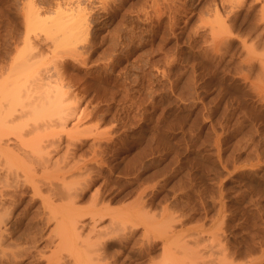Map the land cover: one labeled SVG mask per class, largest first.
<instances>
[{"label":"rangeland","instance_id":"1","mask_svg":"<svg viewBox=\"0 0 264 264\" xmlns=\"http://www.w3.org/2000/svg\"><path fill=\"white\" fill-rule=\"evenodd\" d=\"M53 1L62 5L69 3L74 8L77 4V0H0V94L5 98L12 90L13 101L20 93L11 89V83L19 88L22 96L24 94L22 99L29 93L38 94H35L36 88L41 93L42 89L49 92L50 86L55 88L62 83L67 97L65 104L77 109L74 117L69 116L66 131H59L58 126L54 127L55 131L50 125L49 130L58 135L49 136V152H54L53 158L63 155L68 162H72L71 157L75 158L72 160L79 157L78 161H85L89 169L83 173L87 177H82L91 178L87 183L85 178L79 177L82 181L75 193L78 198L75 196L76 201H73L72 196L68 201L79 206L75 209L87 218V212L92 211L88 210L90 203H94L91 208L102 203L105 207L98 208L109 207L107 210L115 211L113 215L117 212L129 219H133L129 215L137 216L143 207L140 212H145L147 230L128 223L133 229L127 224L129 228L126 226L123 234L114 235L117 237H112L114 240L108 239L110 242L106 241L104 247L100 242V248L104 249L99 253H107L101 254L105 255L102 259L109 264H159L162 257L171 261L174 257V264H264V67L259 62L264 57V15L263 10L259 12L264 9V0H105L104 5L99 0H90L89 4L79 0L85 2L82 7L87 10L89 30L80 35L81 39L71 36L69 39L77 37L75 39L81 41L74 40L76 44H72L71 39L73 46L65 44V49L61 43L62 46L56 43L62 39H58L59 36L53 37L56 39L53 47V38L49 40L48 33L26 30L28 10L41 19H49V3L55 4ZM26 33L30 34L28 39ZM24 43L28 51L33 49L32 54L37 51L32 59L31 52L26 54L31 59L30 64L34 60L32 66L37 64L30 73L31 65L27 63L31 76L21 61L27 58L23 56ZM249 46L252 51L255 49L254 54L263 56L250 54ZM19 51L23 52L21 60ZM247 56L255 58L250 60ZM54 69L57 74L61 72L60 75L51 71ZM34 84L45 86L39 88ZM20 115L7 125L13 133L20 132L23 126V123L17 124ZM25 117L20 120L26 121ZM26 128L29 130L30 126H25L20 133L27 132ZM67 129L72 132L68 133ZM4 130L0 134L9 139L10 147L20 145V148L25 142L33 145L28 132L24 140L20 134L17 136L7 130L10 136H4ZM73 138L78 143L73 140L71 144ZM1 157L0 163L5 164V160L2 161L5 157ZM29 165L27 163L26 167ZM22 166L16 170L20 176L23 173L22 179L12 169L15 166L10 167L12 177L16 176L21 182L29 174H25L24 167L21 171ZM38 168L33 167V170L39 171ZM36 171L33 173L40 177L37 175L40 171ZM62 171H55L56 174L51 170L56 176L49 174L60 179ZM26 188L21 189L22 197L17 195L19 189H16L18 193L15 189L5 190L14 196L12 203L9 202L11 196L5 202L7 215L11 212L7 233L12 236L8 235L7 242L12 240L19 245L16 249L20 247L21 251L24 247L25 252L17 256V262L0 259V264H46L45 259L57 241L54 223L45 219L47 213L44 211V214L41 206L42 197L41 200L38 196L31 197V190ZM45 193L42 189V194ZM15 194L18 202L22 199L20 203L15 201ZM49 197L55 203L61 201L54 194L53 198ZM93 198H97V202ZM85 207L89 208L85 210ZM86 217L83 220H87ZM107 222L108 217L100 225L106 226ZM161 235H166L168 242ZM162 244L168 248L171 259L163 256L162 250L166 249L167 255L168 251ZM67 250L60 253L66 255ZM73 254L70 256L74 258ZM65 255L57 264L71 262L73 258H69V253Z\"/></svg>","mask_w":264,"mask_h":264},{"label":"bare ground","instance_id":"2","mask_svg":"<svg viewBox=\"0 0 264 264\" xmlns=\"http://www.w3.org/2000/svg\"><path fill=\"white\" fill-rule=\"evenodd\" d=\"M60 1H62V0H60ZM67 1V0H66ZM65 1V2H66ZM82 1V0H81ZM79 2V0H77L76 1V5H75V8L73 7V5L72 6H69V3L67 4V3H64V5H62V4H60L58 1L55 3L54 1H53V3H55V4H50L49 3V19H47V18H42L41 19V17L37 14H35V13H33L31 10H28V12H27V16H26V23H27V32H32L33 31V33H34V30H36V31H44L45 32V34H49V40H51L53 37H57V36H61L60 38L58 37V39H63V40H65V41H67L66 43H65V41H64V43H63V40L61 39V41L60 40H58L56 43H58V44H62L63 45V47L62 48H64V46H65V44L66 45H68V43H70L71 44V39H73V38H71V39H69L71 36H74V35H77L78 37L80 36V35H83V34H86L87 32H88V28H89V23H88V18H87V16H86V14H87V10L85 9L86 7L83 5V7H82V3H84L85 4V2H88L87 4H89L90 3V0H83V1H85V2ZM97 1V0H96ZM103 5L105 4V0H99ZM113 1V0H112ZM124 0H122V2H123ZM156 1V0H155ZM152 2V1H151ZM150 2V3H151ZM157 2H160L159 0H157ZM29 3V2H28ZM27 3V5H29ZM32 3V2H31ZM30 3V4H31ZM62 3V2H61ZM154 4L156 3V2H153ZM240 3V2H239ZM65 4H66V6H65ZM86 4V5H87ZM95 4V6H96V3H94ZM123 4V3H122ZM235 5H236V3H234ZM238 4V3H237ZM242 4V3H241ZM240 4V5H241ZM262 4H263V2H262ZM71 5V4H70ZM98 5V4H97ZM159 5V4H158ZM63 6H65V7H67V6H69V7H67V8H65V7H63ZM237 6V5H236ZM243 6V5H242ZM29 7V6H28ZM73 7V8H72ZM97 7V6H96ZM152 6H150V8H151ZM155 7V6H154ZM156 7H157V4H156ZM240 7V6H239ZM262 7V6H261ZM88 8H89V6H88ZM95 8V7H94ZM98 8V7H97ZM233 8V7H232ZM235 8V7H234ZM263 8H264V6H263ZM86 10V11H85ZM99 10V9H98ZM97 10V11H98ZM155 10V9H154ZM262 10H263V15H264V9H260L259 10V12H262ZM111 11V10H110ZM86 12V13H85ZM89 13V12H88ZM115 13V12H114ZM113 13V14H114ZM145 13H148V12H145ZM175 13V12H174ZM110 14V13H109ZM91 15V14H90ZM149 16V15H148ZM175 16H176V14H175ZM92 18V17H91ZM172 18V17H171ZM213 28V27H212ZM35 31V32H36ZM30 32V33H31ZM213 33V32H212ZM212 33H211V35H212ZM216 33V32H215ZM47 34V35H48ZM217 34V33H216ZM30 35V34H29ZM29 35H27V33H26V36H27V39H28V36ZM26 36H25V38H26ZM87 36V35H86ZM214 36V35H213ZM212 36V37H213ZM215 36H218V35H215ZM84 37V36H83ZM222 37V36H221ZM254 37H255V35H254ZM55 38H53L52 39V41H51V46H53V40H56ZM68 38V39H67ZM75 38H77V37H75ZM73 39V42H72V44L73 43H75L76 41H79V40H77V39ZM218 38V37H217ZM216 38V39H217ZM220 38V37H219ZM224 38V37H223ZM256 38V37H255ZM254 38V39H255ZM26 39V40H27ZM31 39V38H30ZM79 39H81V36H80V38ZM214 39V38H213ZM221 39V38H220ZM225 39V38H224ZM253 39V38H252ZM259 39V38H258ZM74 40H76L75 42H74ZM83 40V39H82ZM219 40V39H218ZM25 41V40H24ZM31 41V40H30ZM81 41V40H80ZM80 41H79V43H80ZM212 41V40H211ZM257 41V40H256ZM26 42V41H25ZM84 42H85V37H84ZM218 42V41H217ZM242 42V41H241ZM254 42V41H253ZM30 43V42H29ZM215 43V42H214ZM258 43V42H257ZM256 43V44H257ZM60 44V46H62ZM71 44V46H73ZM76 44V43H75ZM255 44V43H254ZM31 45V44H30ZM35 46H37L36 44H34ZM49 45H50V43H49ZM78 45V44H77ZM27 45L24 43V46H22L23 47V52L24 51H26V53L24 52H22L23 54H25V55H23V54H20L21 52L19 51V60H21V57L23 58V56H27V55H29V53H30V58L32 59V57L31 56H33V55H36L35 53L37 52H35L34 51V54H32V51L31 50H33V49H31V50H29L28 51V46L26 47ZM58 46V45H57ZM244 47H245V45H243ZM254 46V45H253ZM263 46V45H262ZM24 47H25V49H24ZM32 47H33V45H32ZM53 47H55V45L53 46ZM53 47H51L50 48V46H49V48L51 49V50H53L52 48ZM68 47V46H67ZM243 47V48H244ZM250 48H249V51H251L250 52V54H252V52L253 51H255V49L252 51V48H251V46H249ZM26 48H27V50H26ZM35 48V50H36V47H34ZM58 48H59V46H58ZM75 47H73V52H75L76 50L74 49ZM248 48V47H247ZM255 48V47H254ZM30 49V48H29ZM55 49V48H54ZM56 49H57V47H56ZM65 49V48H64ZM64 49H63V51H64ZM67 49V48H66ZM245 49H246V47H245ZM21 50V49H20ZM62 51V52H63ZM244 51V50H243ZM247 51V50H246ZM49 52H50V50H49ZM58 52H60L61 53V51H58ZM248 52V51H247ZM247 52H246V54H247ZM264 52V51H263ZM263 52H261V53H263ZM39 54H40V52H38ZM59 53V54H60ZM71 53V52H70ZM260 53V52H259ZM27 54V55H26ZM54 54H56V52L54 51ZM74 53H72V55H73ZM253 54H254V52H253ZM23 55V56H22ZM51 56H52V53L50 54ZM75 55V54H74ZM76 55H78V54H76ZM247 55H249V53L247 54ZM254 55H258V53L256 54H254ZM37 56V55H36ZM63 56V55H62ZM259 57L258 58H260V57H262V56H260V55H258ZM34 57V56H33ZM75 57H77V56H75ZM248 58L247 59H250L251 57L250 56H247ZM29 58V56H27V58H23L21 61L23 62V67L25 66V71H26V73H28L30 76H31V74L30 73H33L35 70V68H36V66L35 65H37V64H35V65H33L32 66V62L34 61H32L31 62V64L29 63V61L31 60ZM52 58V57H51ZM51 58H49V59H51ZM60 58V57H59ZM63 58H64V56H63ZM78 58V57H77ZM255 58V57H254ZM254 58H251L250 60H252V59H254ZM72 59H75V58H72ZM244 59V58H243ZM246 59V58H245ZM52 60H53V58L51 59V60H49V61H51L52 62ZM242 60V59H241ZM248 61V60H247ZM246 61V63H248ZM37 62V61H36ZM251 62V61H250ZM259 62H260V65H263V67H264V57L263 58H261V60L259 59ZM13 63H15V62H13ZM13 63H12V66H13ZM27 63H29V64H27ZM55 63V62H54ZM64 63V62H63ZM242 63H243V61H242ZM244 63H245V60H244ZM243 63V64H244ZM27 64V65H26ZM250 64V63H249ZM15 65V68L13 69L12 68V66H11V69H13L14 71L13 72H15V71H17V66H16V64H14ZM60 65H61V63H60ZM246 65H248V64H246ZM28 66H30V67H28ZM50 66V65H49ZM54 65H52V67H53ZM57 66V65H56ZM251 65H249V67H250ZM33 67H35V68H33ZM38 67V66H37ZM61 67V66H60ZM63 67V66H62ZM29 68H30V70H29ZM33 68V69H32ZM39 68H41V67H39ZM42 69V68H41ZM40 69V70H41ZM48 69V68H47ZM50 69V68H49ZM48 69V70H49ZM53 69V68H52ZM262 69V68H261ZM28 70V71H27ZM33 70V71H32ZM37 70V69H36ZM47 70V71H48ZM263 70H264V68H263ZM11 71V70H10ZM29 71H30V73H29ZM46 71V72H47ZM51 71H53V72H55L56 70L54 69V70H51ZM61 71V70H60ZM59 71V72H60ZM12 71H11V73H13ZM40 72V71H39ZM50 72V71H49ZM65 72V71H64ZM16 74H14V76H16L17 75V72H15ZM42 73V72H41ZM56 73V75H60V73H58L57 74V72H55ZM28 74H25V75H27L28 76ZM34 74H36V73H34ZM34 74H32V76L33 77H36V76H34ZM40 74V73H39ZM43 74V73H42ZM41 74V75H42ZM45 74V73H44ZM49 74V73H48ZM51 74V73H50ZM13 76V75H12ZM13 76V77H14ZM45 76V75H44ZM52 76H53V74H52ZM63 76V75H62ZM61 76V77H62ZM8 77H10L11 78V76H8ZM13 77H12V79H13ZM54 77H55V75H54ZM2 78V77H1ZM57 78V77H56ZM65 78V77H64ZM3 80H5V77H3L2 78ZM1 79V80H2ZM38 79V78H37ZM40 79H42L41 77H40ZM58 80H59V78H57ZM62 79V78H61ZM2 80V81H3ZM10 80V79H9ZM14 80V79H13ZM34 80H35V78H34ZM45 80V79H44ZM48 80H50V78L48 79ZM47 80V81H48ZM65 80H67V79H65ZM61 81V80H60ZM68 81V80H67ZM66 81V82H67ZM11 82V81H10ZM13 82V81H12ZM32 82V81H31ZM40 82V81H39ZM41 82H42V80H41ZM45 82V81H44ZM43 82V83H44ZM54 82H55V79H54ZM57 82V81H56ZM62 82V81H61ZM3 83V82H2ZM37 83H38V81H37ZM46 83H48V82H46ZM45 83V84H46ZM39 84V83H38ZM56 84V83H55ZM59 84V83H58ZM62 84V83H61ZM61 84H59V86H57V87H53V86H50L49 87V92H47V90L45 91V89H42V93H41V91L38 89V88H36L38 91H35V94H36V92L38 93V94H36V95H34V94H32V93H29V94H26V96L24 97V99H22L23 98V96H24V94H23V96H22V94H21V92L19 91V88L17 87V86H15V87H13V84L11 83L10 84V86H11V89H13V88H15L14 90L17 92V90H18V94L20 93L21 94V96H20V94L18 95V97L17 98H13V101L11 100L12 98V90L11 91H9V94H8V96H6L5 98H4V96L2 95V94H0V97L1 96H3L2 98H0V101H1V99H2V103H0L1 105H0V111H1V120H0V125L3 127V128H1L0 129V133L2 134L3 133V129H5L4 130V136H7V134H8V136H10V132L12 133V134H14L13 132H12V130L11 129H9L10 127H7V125L9 126V125H11L14 121H16V115L18 116L19 114H21L19 117H17V120L19 121V122H17V124L20 126L21 125V123H23V126L21 125L20 126V130L21 131H23V128L25 127V126H30V129L28 130V128H26L27 129V132H28V134L30 135L29 137V139L31 140L30 142H33V145H30L28 142H25V144H21V147L23 146V147H25V148H19V146H17L18 148H13L12 146V148L9 146V144L7 143V141H9V139L7 140L6 138H2V136H1V134H0V151L2 152H0V154H1V159L3 158V157H5L4 159H2V161L3 160H5V164H3V162L2 163H0V259H5L6 261L7 260H10V261H14V260H16V262H17V260H18V258H17V256H21L22 254H23V248L24 247H22V250L21 251H19L20 249V247L19 248H17L16 249V247H18V246H16L15 244H14V242H12V240H8L9 242H7V238L10 236V234H8L7 233V229H8V227H9V225H7V220H9V218L8 217H10V214H11V212H10V214H9V216L7 215L8 214V212L9 211H7V206L5 207V202H6V199H9L8 198V196L10 197V200H9V202H11L13 199H14V196H12V194H9L10 192L8 191V192H6L5 190H7V189H15V191H16V189H19L20 191H19V194H17L18 193V191H16V192H13V194L14 193H16L17 195H18V197H20L21 196V189H25V186H27V188H29L31 191V193L29 192V195L30 194H32L33 196H31V197H33V198H35L36 196H38L37 198L38 199H40V196L42 197L40 200H41V202H42V204H41V206H42V208H44V210H43V212L44 211H46V213H47V217H45V219H46V221L47 222H52V223H54L53 225L54 226H52V227H54L53 229H55L54 231H57L56 233L54 232V237L57 239V241H55V243L53 244V246H52V248H51V250L52 251H48L50 254H48V257H46V264H54V263H59V262H62L60 259H62V255H65V254H61L60 252H64L66 249H69V250H67L68 252H65V253H69V256L71 255V253L73 254V252H74V258H73V256H70L69 258L71 259V258H73L72 260H70L69 262L71 263V264H109V262L107 263V262H105L103 259H102V257L104 258V256L103 255H101V254H107V253H102L101 252V254L99 253V251H100V249L102 248H100V244L101 243H103L102 245H103V247H104V245L106 244V243H108V242H110V238H112V237H114V235H117V234H123V230L125 231L126 229L125 228H129V226H130V228H132L133 226H142L143 228H144V231H145V229L147 228V225H146V223L144 222L145 220H144V214H145V212H140V211H143V207H142V210H139V212L137 213L138 215L136 216L135 214H133V216L131 215H129V217L130 218H133V219H129L128 218V216L126 217V218H123L122 216H120L119 214L120 213H117L116 212V214H114L113 215V213H115V211H111V210H113V209H108L107 210V208H109V207H106V208H98V207H100V206H103V207H105V205L104 204H102V203H100V205L99 206H97V204H95L94 205V207L93 208H95V209H93V208H91L92 206H93V204L94 203H90V208L89 207H85L86 209L85 210H87V208H89L88 210H90V209H92V211L90 212H87V213H89V217L87 218L85 215L86 214H84V213H86V212H83V214H84V216L87 218V220H83V218H85V217H83V215L81 214V211H78V210H76L75 208H78V207H75L74 205H73V201L75 200L76 201V198H75V196L77 197V195L75 194L77 191H78V188L77 187H79L78 186V184H80V180L82 181V179H80L79 180V177L80 178H85L86 179V177H87V175L85 174H83V173H87V171L89 170H87V165L84 163V162H82L81 161V163H80V161H78L79 160V157L78 158H76L77 160H72V159H75V158H73V157H71L72 159H70V161H72V162H68L66 159H65V157L64 158H62V156L63 155H61L60 157H59V155H58V158H56V155L54 156V158L52 157V154L54 153H50L49 151V142H50V140H49V136H50V138H53L54 136H57L58 135V133H56V135L54 134L53 135V133H54V130H55V128L54 127H57V128H59V131H61L60 129H62V131L61 132H63L64 130H65V128H66V123H67V121H68V119H70L72 116L74 117V115H75V113H76V107H74V106H71V104H65V102H66V93L64 92V90H62V86H61ZM3 85V84H2ZM42 85H44V84H41V85H38L39 86V88H41V86ZM33 86H36L35 84L33 85ZM38 86H36V87H38ZM45 86V85H44ZM43 86V87H44ZM70 86V85H69ZM2 87V86H1ZM0 87V88H1ZM4 87H6V85H4ZM16 87H17V89H16ZM42 87V88H43ZM52 87V89L50 90V88ZM34 88V87H33ZM35 89V90H36ZM70 89V88H69ZM7 91V90H6ZM40 91V92H39ZM15 92V97L17 96L16 93ZM1 93V92H0ZM6 93V92H5ZM24 93V92H23ZM4 100L5 101H7V102H4ZM69 100V99H68ZM10 101V102H9ZM4 102V103H3ZM69 102V101H68ZM67 102V103H68ZM71 102V101H70ZM7 103V104H6ZM26 115H28V116H26ZM26 116V117H25ZM69 116H71V117H69ZM24 118L25 117V119H26V121L24 120V119H22L23 120V122L20 120V118ZM27 117H28V119L29 120H27ZM53 118H55V119H53ZM76 119V118H75ZM14 120V121H13ZM78 120V119H77ZM25 121V122H24ZM28 121V122H27ZM49 121H52V123L51 122H49ZM52 124V126H51V128L52 129H54L53 130V132L51 131V130H49L50 129V125ZM17 126V125H16ZM71 128H74V129H76V126H72ZM71 128H70V130H71ZM8 129L10 130V131H8ZM18 129V128H17ZM16 129V130H17ZM73 129V131H75ZM9 132H7V131ZM15 130V131H16ZM58 130V129H57ZM69 130V131H70ZM20 131V132H21ZM49 131H51L52 132V134H49ZM56 131V130H55ZM66 131V130H65ZM67 131H68V129H67ZM69 131H68V133H69ZM20 132H18V133H15V134H17V136H18V134H20V137H23L24 135H25V132H22V133H20ZM26 132V133H27ZM50 132V133H51ZM60 132V133H61ZM70 132H72V131H70ZM78 132V131H77ZM65 133V132H64ZM79 133V132H78ZM72 134L73 133H71V137H72ZM32 135V136H31ZM76 135H78V134H76ZM7 136V137H8ZM15 135H13L12 137H14ZM17 136H16V138H17ZM79 136V135H78ZM77 136V137H78ZM66 137H68V136H66ZM10 138V137H9ZM24 138V137H23ZM42 138V139H41ZM44 138V139H43ZM56 138V137H55ZM68 138H70V137H68ZM17 140V139H16ZM24 140H25V138H24ZM27 140V139H26ZM47 141V144L44 142V141ZM52 140V139H51ZM61 140V139H60ZM73 140H74V138L72 139V143L71 144H73ZM78 140V139H77ZM18 141V140H17ZM28 141V140H27ZM57 141V140H56ZM71 141V140H70ZM74 141H76V140H74ZM12 142V141H11ZM19 142V141H18ZM24 141H22L21 142V140H20V143H23ZM44 143V145L42 146L41 144L42 143ZM58 142H59V139H58ZM57 142V143H58ZM77 142V141H76ZM13 143H15V142H13ZM27 143V144H26ZM35 143V144H34ZM53 143H55V141L53 142ZM56 143V144H57ZM75 143V142H74ZM78 143V142H77ZM93 143V142H92ZM17 144V143H16ZM46 144V145H45ZM52 144V143H51ZM56 144H53L54 145V147H56V146H58V145H56ZM76 144V143H75ZM94 144V143H93ZM92 144V145H93ZM98 144V143H97ZM10 145H11V143H10ZM14 145V144H13ZM25 145V146H24ZM27 145V146H26ZM52 145V146H53ZM56 145V146H55ZM99 145V144H98ZM15 146V145H14ZM50 147H51V145H50ZM59 148H60V146H58ZM58 147H56V148H58ZM76 147V146H75ZM94 147V146H93ZM95 147H96V145H95ZM65 148H66V146H65ZM74 148V147H73ZM97 148V147H96ZM95 148V149H96ZM51 149H52V147H51ZM94 149V150H95ZM77 150V149H76ZM93 150V151H94ZM52 151V150H51ZM56 151V150H55ZM73 151V150H72ZM100 151V150H99ZM74 152V151H73ZM72 152V153H73ZM95 153H96V150L94 151ZM93 152V153H94ZM97 152H98V150H97ZM49 153H50V155H51V157H50V155H49ZM56 153V152H55ZM62 153V152H61ZM71 153V152H70ZM94 153V154H95ZM58 154V153H57ZM73 154H75V153H73ZM71 155V154H70ZM100 155V154H99ZM77 156V155H76ZM80 156V155H79ZM82 156V155H81ZM93 156V155H92ZM98 156V155H97ZM96 156V157H97ZM95 157V156H94ZM100 157V156H99ZM60 158H62V160L60 159ZM90 158H93V157H90ZM98 158V157H97ZM99 159V158H98ZM102 159V158H101ZM80 160H82V158L80 159ZM87 161V160H86ZM90 161V160H89ZM92 161H94V158L92 159ZM97 161V160H96ZM100 161V160H99ZM102 162V161H101ZM17 163L19 164V165H21L22 163L23 164H25L24 166H22V169H21V171L23 172L24 170H23V167L24 168H26L25 169V171L24 172H26L25 174L27 175V173H29L28 174V176H25V177H27V178H23V179H25V180H23V182H21L16 176L15 177H12L13 176V171L11 170V168L10 167H12V166H15V167H13L12 169L14 170V172L16 171V170H18L21 166H19V168H18V165H17ZM29 164L30 163V165L28 166V167H30V168H32V170L30 171V169H28V167H26V164ZM31 163H35V166H32V165H34V164H32L31 165ZM92 163V162H91ZM95 163V162H94ZM9 165V166H8ZM16 165H17V167H16ZM32 166V167H31ZM33 167H39L38 169H40L39 171H36V169H35V171L36 172H39V174L37 173V175L38 176H40V177H37V176H35L36 174H34L35 173V171L33 170ZM14 168H16V169H14ZM90 168V167H89ZM20 170V169H19ZM53 171V172H55V171H62L63 172V174H65V176L63 177L62 175H61V177L62 178H60V179H58V178H56V177H54V176H56V174H57V172H55V173H53V172H50V171ZM55 170V171H54ZM87 170V171H86ZM92 170V169H91ZM12 171V172H11ZM34 172V173H33ZM49 172L52 174V175H54V176H52L51 174H49ZM92 172V171H91ZM31 173H32V175H31ZM59 173V172H58ZM16 174H18L17 176H19V178L21 177V179H22V176H23V173L21 174V176H20V173L18 172L17 173V171H16ZM66 174L69 176V178L66 176ZM91 174V173H90ZM51 175V176H50ZM82 175H84V176H86V177H82ZM37 177L38 179H35V177ZM29 177H31L30 178V181L29 180H27L26 181V179H29ZM33 177H34V179H33ZM53 179V182L57 179V181L56 182H52V180H51V178ZM58 177V176H57ZM65 177H67L68 178V180H66V178ZM90 177H91V175H90ZM55 178V179H54ZM33 179V180H32ZM62 179V180H61ZM89 179H91V178H89ZM89 179H86L87 180V183H88V181H89ZM51 180V181H50ZM58 180H59V182H58ZM93 180V179H92ZM28 181H29V183H28ZM50 182V183H49ZM28 183V184H27ZM52 183V184H51ZM91 183V182H90ZM82 185H83V183H81ZM24 187V188H23ZM26 188V189H27ZM77 188V189H76ZM42 189H44V192L46 191V193L45 194H42ZM23 191V190H22ZM25 191V190H24ZM23 191V193H25ZM5 192L6 193H8V194H5ZM78 193V192H77ZM16 194H15V201H16V199H17V202L19 201L18 200V198H16L17 196H16ZM26 194V193H25ZM53 194L55 195V196H58V197H56V199L57 200H61L62 202L64 201V200H66V201H64L63 203H66V204H63L61 201H59L58 203H55V202H53V201H51L52 199H50V197H49V195H51V197L53 196ZM20 195V196H19ZM24 195V194H23ZM44 195V196H43ZM95 195H98V194H95ZM35 196V197H34ZM72 196H74V198L75 199H73V198H71ZM79 196V195H78ZM12 197H13V199H12ZM22 197V196H21ZM60 197V198H59ZM29 198V197H28ZM53 198V197H52ZM70 198L71 199H73V201L72 202H69L68 200H70ZM78 198V197H77ZM30 199H32V198H30ZM94 199V198H93ZM96 199L97 198H95L94 200L96 201ZM99 199V198H98ZM35 200V199H34ZM37 200V199H36ZM92 200V199H91ZM94 200H92L93 202H95ZM100 200V199H99ZM14 201V200H13ZM12 201V202H13ZM21 201H22V199H21ZM20 201V202H21ZM39 201V200H38ZM7 202H8V200H7ZM9 202L7 203V204H9ZM11 202V203H12ZM17 202H16V204H17ZM20 202H18V203H20ZM36 202V201H35ZM40 202V203H41ZM97 202V201H96ZM95 202V203H96ZM99 202H101V201H98V203ZM11 203H10V205H11ZM15 203V202H14ZM39 203V202H38ZM6 204V205H7ZM15 204V205H16ZM34 204V203H33ZM55 204V205H54ZM76 204V203H75ZM102 204V205H101ZM13 205V204H12ZM92 205V206H91ZM9 206V205H8ZM14 206V205H13ZM26 206V205H25ZM24 206V207H25ZM38 206H40V205H38ZM76 206H77V204H76ZM10 207V206H9ZM12 207V206H11ZM10 207V208H11ZM27 207V206H26ZM30 207V206H29ZM28 207V208H29ZM15 208V207H14ZM39 208V207H38ZM16 209V208H15ZM25 209V208H24ZM106 209V210H105ZM8 210H10V209H8ZM40 210V209H39ZM84 210V209H83ZM12 211V210H11ZM20 211H23V210H20ZM76 211H77V213H76ZM76 213V214H75ZM80 215H79V214ZM140 213H142V214H140ZM19 214V213H18ZM23 214V213H22ZM41 214V213H40ZM44 214H45V212H44ZM117 214H118V216H117ZM125 214V213H124ZM17 215V214H16ZM42 215V214H41ZM15 216V215H14ZM38 216V215H37ZM45 216V215H44ZM120 216V217H119ZM134 216H136V218H134ZM26 217V216H25ZM39 217V216H38ZM41 217V216H40ZM108 217V221L109 222H107V224H106V226L104 225V226H101L100 225V223L102 222V221H104V218L106 219ZM117 217H119L120 219L122 218V220H118V218ZM142 217V218H141ZM18 218V217H17ZM20 218V217H19ZM21 218H22V216H21ZM34 218V217H33ZM23 219V218H22ZM44 219V218H43ZM42 219V220H43ZM125 219V220H124ZM36 220V219H35ZM40 220V219H39ZM16 221V220H15ZM37 221V220H36ZM45 221V222H46ZM35 222V221H34ZM42 223H44L43 221H41ZM40 222V223H41ZM13 223V222H12ZM19 223V222H18ZM131 224L132 225V227H131V225H129V224ZM127 224L129 225V226H127ZM6 225H7V227H6ZM37 225V224H36ZM43 225H45V224H43ZM43 225H42V227L41 228H43ZM46 225H49V224H46ZM146 225V226H145ZM127 226V227H126ZM145 226V227H144ZM14 227V226H13ZM46 228V227H45ZM138 228V227H137ZM12 229V228H11ZM52 229V228H51ZM50 229V230H51ZM133 229V228H132ZM150 229V228H149ZM149 229H148V231H149ZM13 230V229H12ZM40 230V229H39ZM129 230V229H128ZM147 230V229H146ZM9 231H10V229H9ZM52 232H53V230H51ZM119 231H121V232H119ZM38 232V231H37ZM11 233V232H10ZM147 233V232H146ZM145 233V234H146ZM49 234V233H48ZM150 234V233H149ZM164 234H166V232L164 233ZM9 235V236H8ZM125 235V234H124ZM167 235V234H166ZM166 235H163V236H165V238H164V240H166L167 239V237H166ZM12 236V235H11ZM10 236V237H11ZM48 236V235H47ZM144 237L146 236V235H143ZM148 237H149V235H147ZM162 235H161V238L163 237ZM9 237V238H10ZM38 237V236H37ZM36 237V238H37ZM46 237V236H45ZM50 237V236H49ZM169 237V236H168ZM14 238H15V236H14ZM48 238V237H47ZM54 238V239H55ZM114 238H117L116 236L114 237ZM143 238V237H142ZM141 238V239H142ZM18 239V238H17ZM29 239V238H28ZM38 239V238H37ZM49 239V238H48ZM108 239H110L109 241H108ZM145 239L147 240V237H145ZM144 239V240H145ZM19 240V239H18ZM21 240V239H20ZM19 240V241H20ZM27 240V239H26ZM112 240H114L113 238H112ZM22 241V240H21ZM106 241H108V242H106ZM142 241V240H141ZM167 242H168V240H166ZM16 242H18V241H16ZM23 242V241H22ZM28 242V241H27ZM37 242V241H36ZM49 242V241H48ZM101 242V243H100ZM144 242V241H143ZM149 242V241H148ZM166 242V245L168 244ZM11 243H13V244H11ZM19 243V242H18ZM30 243V242H29ZM32 243V242H31ZM35 243V242H34ZM33 243V244H34ZM105 243V244H104ZM17 244V243H16ZM32 244V245H33ZM36 244V243H35ZM141 244V243H140ZM145 244V243H144ZM164 244V243H163ZM163 244H162V246L161 247H163ZM12 245L14 246V247H12ZM27 245H30V244H27ZM108 246V245H107ZM168 246V245H167ZM35 247H36V245H35ZM109 247V246H108ZM13 248H15V249H13ZM29 248L30 249H32L31 248V246H29ZM140 248V247H139ZM163 248H167V247H163ZM162 248V249H163ZM19 249V250H18ZM25 249H27V248H25ZM30 249H28V250H30ZM104 249V248H103ZM103 249H101V250H103ZM106 249V248H105ZM169 249H170V247H169ZM71 250V251H70ZM142 250V249H141ZM165 250V251H164ZM164 250H162V252H165V255H163V256H166V257H170V259H171V253H169V250H168V248H167V251H168V255H167V252H166V249H164ZM172 250V249H171ZM170 250V251H171ZM27 251V250H26ZM34 251V250H33ZM73 251V252H72ZM19 252L21 253L20 255H18L19 254ZM24 252H25V250H24ZM29 252V251H28ZM35 253H36V250H35ZM39 252H37V254H38ZM42 254V253H41ZM66 254V255H67ZM163 254V253H162ZM173 255H174V253H172ZM43 255V254H42ZM65 255V257H67ZM171 255V256H170ZM24 256H27V255H25V253H24ZM30 256V255H29ZM46 256V255H45ZM61 256V257H60ZM40 257V256H39ZM42 258V259H43ZM68 258V259H69ZM109 258V257H108ZM165 257H162V261H164L165 259V264H167V262L169 261L170 263L172 262V264H174L173 263V261H175L174 260V257H172L173 259V261H171V260H169L168 258H165ZM41 259V260H42ZM66 259V258H65ZM64 259V260H65ZM164 259V260H163ZM63 260V259H62ZM107 260H109V259H107ZM106 260V261H107ZM1 261V260H0ZM160 262L159 264H163L164 262ZM66 262H67V260H66ZM65 262V264H68V263H66ZM14 263V262H13ZM69 263V264H70ZM177 263V262H176ZM175 263V264H176ZM3 264V263H2ZM64 264V263H63ZM152 264V263H151ZM156 264V263H155ZM178 264H180V263H178Z\"/></svg>","mask_w":264,"mask_h":264}]
</instances>
